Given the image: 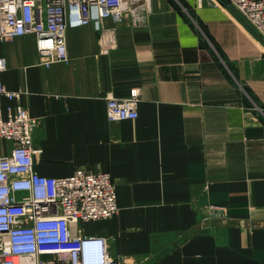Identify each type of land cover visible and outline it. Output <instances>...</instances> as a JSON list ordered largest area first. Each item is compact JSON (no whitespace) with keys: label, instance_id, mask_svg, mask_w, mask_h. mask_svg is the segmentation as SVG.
Instances as JSON below:
<instances>
[{"label":"crops","instance_id":"0c3cea01","mask_svg":"<svg viewBox=\"0 0 264 264\" xmlns=\"http://www.w3.org/2000/svg\"><path fill=\"white\" fill-rule=\"evenodd\" d=\"M213 1L68 28V61L49 66L33 34L0 42L1 82L20 94L1 115L19 104L38 121L39 175L112 177L118 213L72 231L125 264H264V41ZM133 88L137 118L109 122L106 98Z\"/></svg>","mask_w":264,"mask_h":264},{"label":"built area","instance_id":"2783aa9c","mask_svg":"<svg viewBox=\"0 0 264 264\" xmlns=\"http://www.w3.org/2000/svg\"><path fill=\"white\" fill-rule=\"evenodd\" d=\"M264 41V0H223ZM149 0H0V42L33 34L43 65L67 62L66 30L102 20L120 23L125 16L137 22L148 11ZM212 3L215 2L212 0ZM0 58V139L12 144L0 156V264H125L110 256L103 237L76 235L73 226L108 219L119 211L115 185L108 173L76 169L67 177L36 173L33 158L41 150L32 146L38 125L17 104L1 115V98H18L6 90ZM140 90L124 98H106L109 122L134 120ZM44 255H50L44 257Z\"/></svg>","mask_w":264,"mask_h":264}]
</instances>
